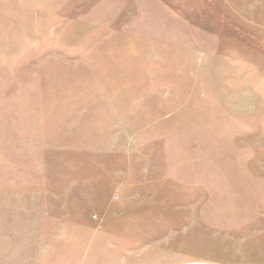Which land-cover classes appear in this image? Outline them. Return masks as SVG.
<instances>
[{"label": "rangeland", "instance_id": "374dc122", "mask_svg": "<svg viewBox=\"0 0 264 264\" xmlns=\"http://www.w3.org/2000/svg\"><path fill=\"white\" fill-rule=\"evenodd\" d=\"M0 264H264V0H0Z\"/></svg>", "mask_w": 264, "mask_h": 264}]
</instances>
